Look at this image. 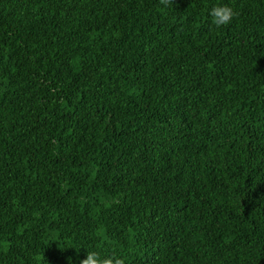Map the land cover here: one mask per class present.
Instances as JSON below:
<instances>
[{"label":"trees","instance_id":"obj_1","mask_svg":"<svg viewBox=\"0 0 264 264\" xmlns=\"http://www.w3.org/2000/svg\"><path fill=\"white\" fill-rule=\"evenodd\" d=\"M87 251L264 264V0H0V264Z\"/></svg>","mask_w":264,"mask_h":264},{"label":"clouds","instance_id":"obj_2","mask_svg":"<svg viewBox=\"0 0 264 264\" xmlns=\"http://www.w3.org/2000/svg\"><path fill=\"white\" fill-rule=\"evenodd\" d=\"M159 3L164 8H167L174 5V0H159ZM209 15L212 18V24L220 28L230 24L237 13L227 4H218L211 8ZM80 264H125V262L123 259L117 257L101 259L99 253L87 251L86 258L81 260Z\"/></svg>","mask_w":264,"mask_h":264}]
</instances>
